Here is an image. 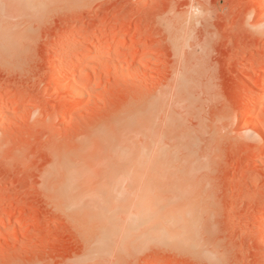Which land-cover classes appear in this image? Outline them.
Wrapping results in <instances>:
<instances>
[{
  "label": "rangeland",
  "instance_id": "obj_1",
  "mask_svg": "<svg viewBox=\"0 0 264 264\" xmlns=\"http://www.w3.org/2000/svg\"><path fill=\"white\" fill-rule=\"evenodd\" d=\"M257 2L264 20L257 0H0V264H78L82 213L124 223L146 199L192 220L189 236L120 237L99 264H264V37L244 27ZM159 103L153 185H66L71 209L55 201L61 167L103 159L115 124Z\"/></svg>",
  "mask_w": 264,
  "mask_h": 264
},
{
  "label": "bare ground",
  "instance_id": "obj_2",
  "mask_svg": "<svg viewBox=\"0 0 264 264\" xmlns=\"http://www.w3.org/2000/svg\"><path fill=\"white\" fill-rule=\"evenodd\" d=\"M257 1L263 2L264 0H257ZM261 8H262V4L257 2L256 8L254 9V11H259ZM171 39H174V38H171ZM176 41L177 40H175V44H176ZM113 42H110V43L113 44ZM175 44H174V46H175ZM12 48H13V45H12ZM13 49H11V50H13ZM57 63H58V61H57ZM58 65H59V63H58ZM64 72L65 73H63L60 77L63 78L64 80L65 79L68 80V78L71 77V74L69 71H64ZM66 85L67 86L65 87V89L68 91V94L70 96H74V97L78 96L79 88L77 86V83H75L73 81V82L66 84ZM84 94H83V97H84ZM170 94H171V92H170ZM253 96H254V99L257 100V102L259 103V107L264 109V80H263L262 84H260V86L257 87ZM165 101H166V98H165ZM166 103H168V102L166 101ZM167 105L168 104H164V103L160 104L159 103L153 109L148 111L145 115L142 114L143 116L141 115L138 117L137 115H135L137 113H135L134 118L132 115V117L131 116L129 118L126 117L127 120H125V121L122 120L121 121V123L123 122L122 124L120 122H119V124L116 123L115 125H117V126H115V128L116 127L117 128L114 129L113 133H112L113 141H112V136H111V140H110V142H113V144L110 145L111 143H108L109 139H110V137H109V139H107L108 142L105 141L107 143H105L104 146L102 147L101 152H103L102 153V155L104 157L103 159L98 160L99 159L98 158L97 161L95 160L96 162L91 161V160L84 161L82 164V167L78 171H75V169H73L72 163L68 164L65 167V169H64V167L62 169V167L60 166L61 167V168L59 167L60 168L59 171L61 173L60 182L55 183V185L56 184H57V186L61 185L64 188L59 186V188L61 187V189H62L61 191L58 187H57L58 189H55L56 191L57 190L59 191V193H58L59 195L57 194L56 191L54 193V195L55 194L58 195V197L55 196V197H57V199L53 197L55 199V201L57 200V202L59 204L63 205L64 209L70 208L67 204V199H66L65 190H64L66 185H75V184H77V185H153L152 184V178H151V173H153L152 171H156V169H160V168H158V166L159 167L168 166V165L164 164L165 162H163V165H160L161 160H163V151H164L161 141H163L164 138H162V140H161L159 138L160 132L159 133L157 132L158 128H159V124L161 123V122L159 123V121H160L159 118L161 116V113L163 116V109H165V107H167ZM135 117H137V118H135ZM161 118L163 120V117H161ZM167 120H168V118H167ZM169 120H171V119H169ZM167 124L169 126L170 122ZM167 124H165L166 127H168ZM119 125L121 127H118ZM175 130L173 132L176 133L177 130L176 131ZM137 136L141 138V142L139 141V145L138 144L132 145V144H130V142H127L128 139H130L129 141H131V138H134ZM182 137H183V135H182ZM115 139H117L116 140L117 143H114V142H116V141H114ZM122 140L123 141L126 140V144ZM165 141H166V139H165ZM127 143H129L132 146H128L129 144H127ZM192 146H193V144L189 148V152H191L189 155L191 158H192V154L194 152L191 149ZM164 148H165V146H164ZM171 152L173 153V151H171ZM164 156H165V154H164ZM62 161H63V159H62ZM184 162L185 161H183V163ZM192 162H193V159L190 160V166L191 167H193ZM169 163H171V162L169 161ZM186 165H188V164H186ZM61 169L63 170V172H61ZM197 172L199 173V171H197ZM163 174H166V172ZM74 180H77V182ZM52 185H54V183ZM65 203H66V205H65ZM154 206L156 207L155 202L153 200H150V199H146L145 201L140 202L138 204V212L134 216V218H131V219L129 218L128 221L124 222V223L119 222L118 219L113 217L112 212L109 209H101L100 208V209H96V210L89 211V212L85 211L84 213H82V215H80V216H82V220L84 223L83 225H85V226H83L81 222H79V223L81 224L82 227H85L87 229L86 233H87V238L89 240H88V242L86 241L88 243V247H87V251L85 253V256L78 264H99L101 259H103L106 256L110 247L112 245H114L116 239H118L120 237H121V239L123 238L122 241H125L124 238H126V236L131 235V236H139L140 237V236H144L147 232L152 231V230L156 231L159 234L161 233L165 236H168V239H170V240L180 238V237H183L185 235L189 236L190 232L193 230V226H192L193 221L192 220H191V222H189L190 220H188L186 218L177 219V220L172 219L171 220L172 216L171 217L167 216L168 214H166V215H165V213H162L161 215L157 214L158 212L165 210L164 207H162L164 209L160 208L162 210L155 212L154 211L155 208L153 209ZM70 209H69V211H71ZM153 211L157 215H154ZM163 212H165V211H163ZM166 212H168V210ZM177 214L178 213H176V215ZM150 216H152V217H150ZM75 217H77V216H75ZM77 220H79L78 217H77ZM168 233L169 234L171 233V235H167ZM117 242H121V241L117 240ZM86 246H87V244H86Z\"/></svg>",
  "mask_w": 264,
  "mask_h": 264
},
{
  "label": "clouds",
  "instance_id": "obj_3",
  "mask_svg": "<svg viewBox=\"0 0 264 264\" xmlns=\"http://www.w3.org/2000/svg\"><path fill=\"white\" fill-rule=\"evenodd\" d=\"M244 27L253 34L264 37V20L257 21L254 10L250 11L245 17Z\"/></svg>",
  "mask_w": 264,
  "mask_h": 264
},
{
  "label": "snow or ice",
  "instance_id": "obj_4",
  "mask_svg": "<svg viewBox=\"0 0 264 264\" xmlns=\"http://www.w3.org/2000/svg\"><path fill=\"white\" fill-rule=\"evenodd\" d=\"M210 264H225V262L222 259H214Z\"/></svg>",
  "mask_w": 264,
  "mask_h": 264
}]
</instances>
